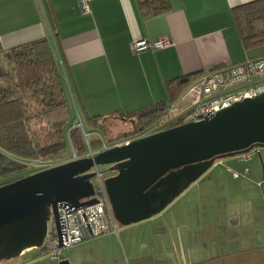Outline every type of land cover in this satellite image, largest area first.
I'll use <instances>...</instances> for the list:
<instances>
[{
    "label": "crops",
    "instance_id": "crops-1",
    "mask_svg": "<svg viewBox=\"0 0 264 264\" xmlns=\"http://www.w3.org/2000/svg\"><path fill=\"white\" fill-rule=\"evenodd\" d=\"M251 2L170 0L169 11L146 16L137 0H90L88 14L79 0H0V42L6 51L48 39L78 112L83 118L105 117L112 134L119 135L132 128L119 117L164 102L168 82L264 57V47L244 48L233 15ZM165 38L172 47L139 54L131 50L136 39ZM191 102L187 97L181 110H189ZM127 123L128 131L119 132ZM255 158L217 161L164 212L144 223L153 228L158 222L160 229L149 234L165 238L166 251L158 249L166 253L165 264H264V173ZM245 163L250 167L244 168ZM128 231L98 240L118 243L123 234L131 242ZM75 251L70 250V264L82 261ZM130 252L135 256L138 249ZM56 263L33 249L0 264Z\"/></svg>",
    "mask_w": 264,
    "mask_h": 264
},
{
    "label": "water",
    "instance_id": "water-1",
    "mask_svg": "<svg viewBox=\"0 0 264 264\" xmlns=\"http://www.w3.org/2000/svg\"><path fill=\"white\" fill-rule=\"evenodd\" d=\"M264 149V93L217 113L131 144L34 173L0 187V263L41 250L59 205L80 207L94 195L89 173L110 166L105 180L117 222L128 227L160 215L219 160ZM59 264H70L68 260Z\"/></svg>",
    "mask_w": 264,
    "mask_h": 264
},
{
    "label": "trees",
    "instance_id": "trees-1",
    "mask_svg": "<svg viewBox=\"0 0 264 264\" xmlns=\"http://www.w3.org/2000/svg\"><path fill=\"white\" fill-rule=\"evenodd\" d=\"M137 4L146 16L163 14L171 7L170 0H137ZM233 15L244 48L248 52L263 48L264 0L239 6L233 10ZM203 75L168 82L164 102L140 113L121 115L122 121L132 124L131 130L106 143L141 136ZM72 99L73 90L64 78L63 66L59 65L48 39L6 51L0 42V187L39 172L30 163L55 161L68 148L72 152L71 145L77 155L86 154L81 131L72 129L76 119ZM81 117L89 124L91 132L108 137L110 131L105 127V117ZM100 147L98 140L93 141V150Z\"/></svg>",
    "mask_w": 264,
    "mask_h": 264
},
{
    "label": "built area",
    "instance_id": "built-area-1",
    "mask_svg": "<svg viewBox=\"0 0 264 264\" xmlns=\"http://www.w3.org/2000/svg\"><path fill=\"white\" fill-rule=\"evenodd\" d=\"M79 2L82 12L85 14L90 13V0H79ZM173 44L169 38L158 41L136 39L131 44V50L133 53L139 54L170 48ZM263 93L264 58L246 60L239 64L212 70L191 84L180 98L168 108L163 118L148 131L141 136L123 139L113 144H107L104 137L97 132H88L81 114L77 111V117L72 129L81 131L87 152L85 155L79 156L75 153L73 145H71L72 157L64 162L62 161L61 164L94 158L104 151L115 147L127 146L134 140L167 130L175 124L184 125L213 118L217 113L231 107L235 103L246 99H254ZM187 97L192 99L191 107L189 110L182 111L181 105ZM168 123L170 125L166 127ZM92 135L96 136L97 140L102 144L98 150H93L92 148ZM258 153H260V150L257 147L243 154L242 158L245 161H249ZM52 163L53 161H37L30 163V166L40 172L58 166H53ZM89 173L95 174V177L91 180L94 195L81 200V203H86L90 200H95L96 203L80 207L59 205L58 224L53 218L48 223L47 236L40 251L59 263L68 260V251L85 240L109 234L118 235L120 233L119 223L115 219L105 185L107 178L105 172L100 171L99 166H95ZM246 174L247 171L245 172ZM235 177H238V175L235 174Z\"/></svg>",
    "mask_w": 264,
    "mask_h": 264
},
{
    "label": "rangeland",
    "instance_id": "rangeland-1",
    "mask_svg": "<svg viewBox=\"0 0 264 264\" xmlns=\"http://www.w3.org/2000/svg\"><path fill=\"white\" fill-rule=\"evenodd\" d=\"M64 73V72H63ZM64 78L67 79L66 75L64 74ZM72 108L75 110V117H77V111L78 108H76L74 102L71 100ZM84 125L88 132H91V128L89 124L84 119ZM170 124L168 123L166 127H168ZM108 126L109 124H105V127L110 131L108 134L109 139H114L118 136H122V134L115 135L116 133H113V129H110ZM129 129V123L126 125H120L118 127L119 132H126ZM97 139L96 136L92 135L91 141H95ZM106 142V140H105ZM102 146V144H101ZM260 153L256 155L255 160H258L261 167V172L263 171L264 166V149L259 148ZM262 153V154H261ZM72 152L68 148L65 152H63L57 160L53 161L52 165H59L61 164L60 159L69 158L71 157ZM51 164V163H50ZM245 167H250L249 163H245ZM100 171L105 172L106 177H111L114 174L109 173L110 166H99ZM146 221L134 224L128 227H123L119 224L120 230L123 228H128L129 231V238L132 240L131 242L128 241V239L125 238L122 234L121 241H118V243L109 242V240H106L105 242H102L98 239L100 238H93L85 240L83 243L79 244L80 246L82 244L87 243L88 241L89 246H82L79 245L74 246L73 248H76V255L80 257V261L78 264H165L163 261L166 259L163 256L166 257V253L163 254L158 249H162L164 252L166 251V241L163 236L156 237L149 234V232L152 229H156L158 231L160 229L158 222H156L152 228V224H144ZM142 224V225H141ZM147 232V233H145ZM116 235V234H115ZM120 236V234L116 235ZM138 238V239H136ZM136 239V240H135ZM124 243V245H123ZM134 245H136L134 247ZM130 248H137L138 252L134 256L131 255ZM72 249V248H71ZM70 249V250H71ZM70 250L68 251L67 258L70 257ZM141 250V252H140ZM80 254V255H79ZM57 264V263H56Z\"/></svg>",
    "mask_w": 264,
    "mask_h": 264
}]
</instances>
